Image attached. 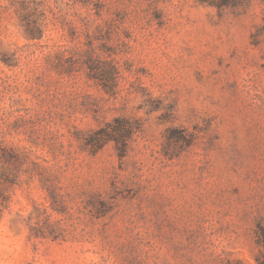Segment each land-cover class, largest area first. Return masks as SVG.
Returning a JSON list of instances; mask_svg holds the SVG:
<instances>
[{"label": "rangeland", "instance_id": "374dc122", "mask_svg": "<svg viewBox=\"0 0 264 264\" xmlns=\"http://www.w3.org/2000/svg\"><path fill=\"white\" fill-rule=\"evenodd\" d=\"M264 0H0V264H259Z\"/></svg>", "mask_w": 264, "mask_h": 264}, {"label": "trees", "instance_id": "16d2710c", "mask_svg": "<svg viewBox=\"0 0 264 264\" xmlns=\"http://www.w3.org/2000/svg\"><path fill=\"white\" fill-rule=\"evenodd\" d=\"M258 244L262 250V259L258 260L259 264H264V224H258L256 229Z\"/></svg>", "mask_w": 264, "mask_h": 264}]
</instances>
